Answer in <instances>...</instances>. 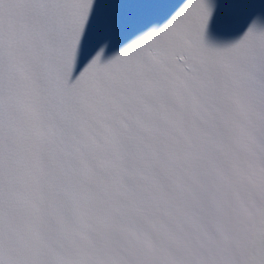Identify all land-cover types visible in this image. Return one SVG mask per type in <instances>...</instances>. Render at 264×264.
I'll use <instances>...</instances> for the list:
<instances>
[{"label": "snow or ice", "instance_id": "1", "mask_svg": "<svg viewBox=\"0 0 264 264\" xmlns=\"http://www.w3.org/2000/svg\"><path fill=\"white\" fill-rule=\"evenodd\" d=\"M0 264H264V0H0Z\"/></svg>", "mask_w": 264, "mask_h": 264}]
</instances>
